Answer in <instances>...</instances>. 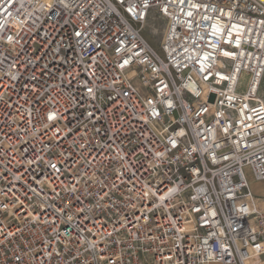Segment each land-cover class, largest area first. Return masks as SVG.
<instances>
[{"label": "built area", "instance_id": "2783aa9c", "mask_svg": "<svg viewBox=\"0 0 264 264\" xmlns=\"http://www.w3.org/2000/svg\"><path fill=\"white\" fill-rule=\"evenodd\" d=\"M263 79L264 0H0V264H264Z\"/></svg>", "mask_w": 264, "mask_h": 264}, {"label": "rangeland", "instance_id": "374dc122", "mask_svg": "<svg viewBox=\"0 0 264 264\" xmlns=\"http://www.w3.org/2000/svg\"><path fill=\"white\" fill-rule=\"evenodd\" d=\"M163 33H164V28L163 26H158L155 30H154V34L157 37V41L147 32L144 31L143 35L146 37V39L149 41V43L157 50V52L159 54H162L160 48H159V43L158 41L162 39L163 37ZM248 79V76H244L242 84H244ZM262 93L264 95V79H263V87H262Z\"/></svg>", "mask_w": 264, "mask_h": 264}, {"label": "crops", "instance_id": "0c3cea01", "mask_svg": "<svg viewBox=\"0 0 264 264\" xmlns=\"http://www.w3.org/2000/svg\"><path fill=\"white\" fill-rule=\"evenodd\" d=\"M251 187L254 192L258 207L264 212V181L252 179Z\"/></svg>", "mask_w": 264, "mask_h": 264}]
</instances>
